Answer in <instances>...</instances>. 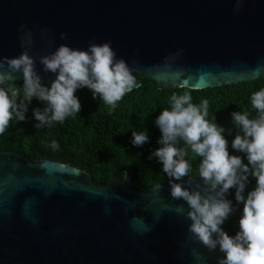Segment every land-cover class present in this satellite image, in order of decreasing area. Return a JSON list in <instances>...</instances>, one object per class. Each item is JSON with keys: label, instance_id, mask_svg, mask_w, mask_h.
<instances>
[{"label": "water", "instance_id": "1", "mask_svg": "<svg viewBox=\"0 0 264 264\" xmlns=\"http://www.w3.org/2000/svg\"><path fill=\"white\" fill-rule=\"evenodd\" d=\"M235 2L0 0V60L27 52L50 83L41 56L110 42L131 67L132 90L138 74L159 90L252 82L264 76V0H243L238 13ZM193 177L184 187L202 185ZM187 210L170 185L97 184L69 165L0 151V264H217L219 250L188 231Z\"/></svg>", "mask_w": 264, "mask_h": 264}, {"label": "clouds", "instance_id": "2", "mask_svg": "<svg viewBox=\"0 0 264 264\" xmlns=\"http://www.w3.org/2000/svg\"><path fill=\"white\" fill-rule=\"evenodd\" d=\"M242 3L236 0L234 13L240 11ZM65 38L62 33L61 39ZM39 63L45 73L55 76L50 83L42 81L34 58L27 52L0 60V135L14 118L26 120L34 99L44 105L32 108V117L38 122L34 127L41 128L63 123L80 113L78 90L88 89L94 100L115 108L136 86L131 67L117 58L110 42H90L86 50L61 44L54 52L41 56ZM13 74L23 77V98L19 100L17 89L3 86ZM250 100L256 118L240 111L231 113L236 132L230 147L239 154H230L224 127L207 118V100L197 105L187 93L173 95L170 110L161 111L154 121L161 136L159 147L150 152L148 159H155L170 178L171 197L187 205L185 216L191 221L188 231L193 239L209 251L218 249L222 254L217 264H264V88L255 91ZM180 141L201 158L198 176L202 185L197 184L195 189L184 187L195 177L171 182L183 181L191 171L188 151L177 146ZM149 142L147 129L131 132L132 146L140 148ZM52 147L59 145L53 141ZM252 180L255 186L248 190ZM230 190H234L235 204L227 198ZM239 205V230L229 235L223 225Z\"/></svg>", "mask_w": 264, "mask_h": 264}, {"label": "trees", "instance_id": "3", "mask_svg": "<svg viewBox=\"0 0 264 264\" xmlns=\"http://www.w3.org/2000/svg\"><path fill=\"white\" fill-rule=\"evenodd\" d=\"M138 77L142 80L141 86L126 94L115 108L100 99L94 100L88 89L78 90L76 95L82 106L80 113L66 118L63 123L53 122L41 128L34 127L38 122L32 117V108H43L44 105L34 99L26 120L20 122L14 118L5 133L0 135V151L14 152L32 161L49 159L69 165L89 174L97 184L108 185L119 179L126 187L139 191L151 190L155 184L170 185V178L162 172L161 165L155 159H148L150 152L159 147L157 140L161 136L154 121L161 111L170 110L173 95L187 93L192 96L194 104L208 101L207 118L224 127L230 154H239L230 147L236 132L231 113L240 111L248 113L249 118H256L257 112L251 105L250 97L264 88V76L252 82L204 90H159L153 80L140 74ZM3 86L14 87L19 92L18 100L23 98V82L6 81ZM145 129L149 131L150 142L140 148L132 146L131 132ZM53 141L59 145L58 148L52 147ZM177 146L188 151L186 159L191 171L184 178L188 180L198 173L201 158L194 156L183 141ZM254 186L255 181L252 180L248 190ZM230 193L228 199L235 204L234 190ZM237 207L233 217L223 225L229 235H235L239 230L242 205Z\"/></svg>", "mask_w": 264, "mask_h": 264}]
</instances>
